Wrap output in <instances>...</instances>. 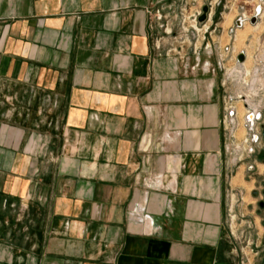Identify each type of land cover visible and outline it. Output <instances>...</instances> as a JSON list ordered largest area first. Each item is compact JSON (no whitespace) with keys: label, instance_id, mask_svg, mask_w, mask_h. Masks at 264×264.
Instances as JSON below:
<instances>
[{"label":"crops","instance_id":"crops-1","mask_svg":"<svg viewBox=\"0 0 264 264\" xmlns=\"http://www.w3.org/2000/svg\"><path fill=\"white\" fill-rule=\"evenodd\" d=\"M199 1L0 0V264H264V98L238 141Z\"/></svg>","mask_w":264,"mask_h":264},{"label":"rangeland","instance_id":"rangeland-1","mask_svg":"<svg viewBox=\"0 0 264 264\" xmlns=\"http://www.w3.org/2000/svg\"><path fill=\"white\" fill-rule=\"evenodd\" d=\"M216 1L200 0L199 5L211 2L214 10L218 8L217 5H220V19L225 22V31L232 32L231 38L227 39L223 46L226 54L225 75L230 79L228 84H232L238 91L235 96L240 119L237 139L243 142L248 134L243 127L245 107L264 98V0H220L217 5ZM258 9H260L258 24L251 25L249 17L254 15ZM238 17L245 18L243 19L245 24L241 28L235 25ZM241 53L245 54V60L238 65L240 68L234 69ZM262 121L264 122V115H262ZM261 149H264L262 140L257 144V155L264 153ZM260 166L264 177V163L262 162ZM255 189H260V187L257 186ZM246 200L252 203L251 205L257 210L259 209L258 199L248 195Z\"/></svg>","mask_w":264,"mask_h":264},{"label":"built area","instance_id":"built-area-1","mask_svg":"<svg viewBox=\"0 0 264 264\" xmlns=\"http://www.w3.org/2000/svg\"><path fill=\"white\" fill-rule=\"evenodd\" d=\"M205 6V4H203L198 10L194 11L190 16H189V20L191 21L192 23V28L194 31L198 32V28L200 27V24H199V17L202 15V9L203 7ZM209 6V9H210V12L212 11L213 7H212V4L211 2L208 4ZM210 12L208 14V16L210 15ZM259 13H260V9H258V11H256V13L254 15H252L251 17H249L250 19L254 16H259ZM245 19L244 17H238L237 20L235 21V25L238 27V28H241L245 22L244 20ZM249 19V20H250ZM239 23V25H238ZM240 64L239 61L236 62V65L238 66ZM235 114V111L234 110H230L229 111V117L232 118ZM252 116L254 117V121H250L248 118ZM260 116H261V113L258 112V111H252V112H249V114L246 115V122H247V125H248V128L252 134V138L253 140H257V135L254 133V129H255V122L259 121L260 119Z\"/></svg>","mask_w":264,"mask_h":264},{"label":"flooded vegetation","instance_id":"flooded-vegetation-1","mask_svg":"<svg viewBox=\"0 0 264 264\" xmlns=\"http://www.w3.org/2000/svg\"><path fill=\"white\" fill-rule=\"evenodd\" d=\"M258 18H259V16H254V17H252V18L250 19V23H251V20H252V19H256V23H255L254 25L258 24ZM251 25H253V24L251 23ZM261 116H262V115H261ZM261 116H260V117H261ZM259 138H260L262 141H264V126L261 128V132H260V135L257 136V140H258ZM259 159H260L261 161L264 162V153H262V154L260 155ZM253 195H254L255 197H260V193H259V192H254ZM262 195H263V197H264V185H263V189H262ZM261 204H263V205H261ZM258 207H259V211H264V198L261 199V200L258 202Z\"/></svg>","mask_w":264,"mask_h":264},{"label":"water","instance_id":"water-1","mask_svg":"<svg viewBox=\"0 0 264 264\" xmlns=\"http://www.w3.org/2000/svg\"><path fill=\"white\" fill-rule=\"evenodd\" d=\"M209 11H210V9H209L208 3H206L205 6L202 9V15L198 19L200 25H202L203 22L205 23L207 21ZM251 23L254 25L256 23V19H252L251 20ZM238 25H239V23H238ZM244 60H245V54L244 53H241L239 55V57H238V61L241 63ZM248 119L250 121H252V122L254 121V117H252V116H250ZM261 205H263V204H261Z\"/></svg>","mask_w":264,"mask_h":264}]
</instances>
